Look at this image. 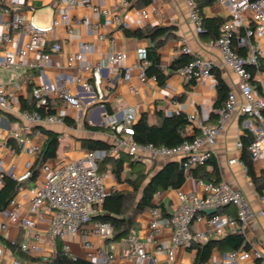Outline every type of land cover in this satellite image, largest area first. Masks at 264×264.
I'll use <instances>...</instances> for the list:
<instances>
[{"label":"crops","instance_id":"crops-1","mask_svg":"<svg viewBox=\"0 0 264 264\" xmlns=\"http://www.w3.org/2000/svg\"><path fill=\"white\" fill-rule=\"evenodd\" d=\"M123 1L78 0L77 5L69 8L74 22L82 20L85 16H93V13L84 6L86 2L108 9L110 11L108 16L105 14L98 17L93 16L94 21L100 22L99 32L104 35V39L100 40L95 31L81 24L74 26L73 34H68L65 25H59L47 35L44 48L48 49L49 44L59 42L62 45V50L60 53H51L50 61L45 67L24 66L18 72L0 68V84H5L7 90L15 93L18 99V105L13 110L0 108V165L3 168L2 173L14 175L15 179L23 183L16 197L17 208L22 215H30L36 221L35 227L27 228L21 225L19 220L9 217V212L14 206L9 205L6 210L0 211V250L4 252L6 263L22 260L28 264H52L58 255L61 243L63 252L64 247L69 246L67 255L83 258L94 264H141L137 260L129 259L132 244L128 238L113 240L112 237L103 240L95 234L94 223L89 222L82 227L77 235H69L65 240L53 239L49 231L52 213L46 209H42L39 214L30 213V190L36 183L43 180L44 175L40 168L37 176L31 178L32 170L38 166L37 156L23 152L18 142L11 137V133L22 126L23 120L19 115V108L21 109V105L24 103L30 105L34 102L32 96L34 87L43 82H48L54 88L70 86L82 102L80 109H68V116L63 122L37 125L28 134L29 142L37 143L41 147L47 139L44 129L61 134L57 158L51 162L80 157L88 149L83 147V139H100L110 144L112 131L108 128V123L114 118L123 119L126 110L130 107L137 108L138 119L142 114H147L151 124L160 121L158 113L171 115L178 109L186 115L195 114L205 123L214 125L218 119L216 79L212 81L188 79L172 69L173 61L180 56L181 49L185 45H189L198 57L210 61L228 84L230 91H235L239 99H242L239 93V76L230 67L224 65L220 49L203 40L195 23L191 20L192 8L199 0H125L127 5ZM65 6L63 0H0L1 35L5 33L4 25L11 20L14 13H20L25 21V24L20 28L12 30L11 42L6 43L0 38V52L2 54L7 51L15 53L20 46L28 41L27 22L31 17L39 25L49 26ZM144 10L147 11V14H143ZM203 12L206 17L222 19L231 17L230 8L216 1L204 7ZM123 23H127L129 26L124 27ZM155 27H168L169 31L156 40L135 35L137 31ZM83 43L94 45L90 51L83 54V59L92 65V71L84 74L85 80L93 88L91 91L86 90L79 83L71 82L72 77L76 74V69L69 66L68 56L78 52ZM143 46L146 48L156 46L161 66L166 73H171L164 86H160L157 80L152 79L153 77L143 80L138 67L132 70L130 80L124 79L125 68L137 62L136 50ZM119 51L126 54V58L122 62L114 64L107 60L111 52ZM38 58L37 53H31L28 56V61L37 62ZM262 58L264 67V57ZM99 66L102 67V70L100 83L97 86L94 69ZM253 84L256 93L264 96V70L255 74ZM131 86L137 88L138 92H133ZM174 101L177 102V105ZM50 104L51 109L56 111V108L63 103L61 100L53 98ZM258 126L259 123L256 119L250 116L236 114L231 117L216 140L213 159L218 164L221 181L241 190L255 213L247 225L245 236L247 241L251 247L264 249V218L261 215V210L264 209V200L256 190L245 166L240 163L243 162L244 149L237 147V143L241 141V137L245 133H250L254 137L252 127L257 128ZM187 134L193 137L194 133ZM138 159L143 160L147 168L154 166L156 169H159L167 161L175 160ZM147 160L150 161V165ZM253 163L256 171L260 173L264 169V154L260 161ZM124 167L121 179L109 170L108 172L114 177L109 178L107 183L110 185L116 181L118 190H131L128 183L124 181L129 169L128 163H125ZM193 169L195 167L189 171L187 180L181 187L183 192L189 194L200 193L197 180L210 181L206 178H195L192 175ZM207 169H211L210 164L207 165ZM2 173H0V189ZM122 180L123 183H121ZM177 201L175 189H169L155 196V202L161 203L167 213L173 211ZM100 212L101 206L96 208L93 216ZM217 213L235 216L236 208L226 206L219 209ZM150 219L148 210L138 214L135 219L136 226L131 235L138 236L153 252L155 248L146 238ZM2 226H6V228L3 229ZM194 230L206 231L207 227L201 223L194 225ZM168 236L169 231H164L159 238L169 241ZM13 242H17L18 245H13ZM24 243L38 244L40 249L35 252H25L19 246ZM86 243L92 244V247H87ZM101 250H104L105 256L101 255ZM221 255L222 253L217 250L213 253V257L216 258ZM195 256V248L179 249L177 263L193 264ZM158 257L162 263L166 262V257L160 255Z\"/></svg>","mask_w":264,"mask_h":264},{"label":"built area","instance_id":"built-area-1","mask_svg":"<svg viewBox=\"0 0 264 264\" xmlns=\"http://www.w3.org/2000/svg\"><path fill=\"white\" fill-rule=\"evenodd\" d=\"M215 1L227 5L231 10V17L223 24L221 36L210 41L209 44L220 49L224 65L230 67L239 76V93L242 99H239L235 91H230L225 103L216 109L218 119L214 125L205 123L195 114H188L187 119L190 124L186 128V132L194 133L193 139L184 140L174 147L137 142L133 137V125L138 119V111L136 107H130L126 110L123 119L114 118L108 123V128L112 131V142L109 148L87 149L78 158L59 162L49 161L43 164L41 169L44 178L30 190V213L39 214L42 209L52 213L49 231L53 239L65 240L69 235H77L85 224L93 221L92 217L96 208L100 207L109 195L118 191L116 181L110 185L107 183L109 178L114 177L113 174L110 172L101 173L99 169V163L107 157H116L121 153H127L135 158L175 159L182 163L185 170L190 171L213 158L214 145L218 136L223 132L226 122L236 114H243L256 119L259 123L257 128L252 127L254 139L247 149L252 162L261 160L264 154V96L256 93L253 84L254 76L248 66H258L259 60L264 57V0ZM63 2L66 6L54 18L51 25H39L32 17L28 20V41L20 46L15 53L7 51L2 54L0 52V68L18 72L24 66L45 67L50 61L51 53H60L62 50V45L59 42L49 44L48 49L44 48L47 35L59 25H65L68 34H73L74 26L81 24L95 31L100 40L105 38L99 32L100 22L94 21L93 16L98 17L101 14L108 16L110 14L108 9L86 2L84 6L93 13V16H85L82 20L74 22L69 8L77 5L78 0H63ZM123 2L128 4L125 0ZM143 14H147V11L144 10ZM191 20L195 23L197 31L200 32L202 29L201 17L195 6L191 11ZM23 24L25 21L22 15L14 13L11 20L4 25L5 33L3 35L0 33V38L6 43L11 42L12 30L20 28ZM123 25L124 27L129 26L127 23H123ZM240 30H243L244 33L240 34ZM235 34L237 44L248 49L245 56L239 55L233 45ZM93 46L91 43H83L78 52L68 56L69 66L76 69V74L72 77L71 82L79 83L89 91L93 88L85 80L84 74L92 71V65L83 59V54L90 51ZM31 53L38 54L37 62L28 61V56ZM181 53L193 56L192 60L177 70L181 76L209 81L215 79V74L212 72L214 65L210 61L198 57L189 45L182 47ZM136 55L137 62L125 68L123 77L130 80L132 70L138 67L141 70L140 77L147 80L146 68L150 64L147 48L139 47L136 50ZM125 58L126 54L119 51L111 52L107 60L115 64L122 62ZM101 70V66L94 69L97 86L100 83ZM152 79L156 80L155 77ZM131 90L135 93L138 92L134 86H131ZM32 96L37 107H44L47 110L51 109L50 102L53 98H57L63 103L52 114H43L37 109L22 110L19 108L23 124L18 130L11 133V137L18 142L23 152L37 156L42 147L37 143H30L28 134L37 125L63 122L68 116V109H80L82 102L70 86L54 88L48 82L34 87ZM174 103L177 105L176 101ZM17 105V95L8 91L5 84H0V108L13 110ZM179 112L176 109L175 113ZM237 147L243 148L241 141L237 143ZM240 163L245 166L243 162ZM2 172L3 168L0 165V173ZM11 176L15 178L14 175ZM197 184L200 187V193L189 194L181 189L176 190L178 201L169 214L163 215L159 208L149 210L151 219L146 238L155 250L151 252L138 236L131 235L128 238L132 244L130 260H137L141 264H178L179 249H193L197 243H206L211 238L220 239L230 232H238L246 236L248 222L255 213L243 192L233 188L225 181L214 183L199 179ZM261 198L264 200V191ZM10 205L14 206L9 212L11 219L19 220L24 227H35V218L30 215H22L17 208L16 198L11 201ZM226 206H234L236 215L217 213L219 209ZM208 209H216V211L207 214L205 211ZM261 215L264 218V209L261 210ZM201 223L206 225L207 230L195 231L194 225ZM2 228L5 229L6 226H2ZM164 231H169V241L159 238ZM94 232L103 240L111 239L115 235L113 225L103 221L94 222ZM12 244L18 245L17 242ZM19 246L25 252H35L40 249L38 244L24 243ZM86 246L92 247V244L86 243ZM68 251L69 246L66 245L64 252L68 254ZM100 253L103 256L106 254L104 250H101ZM159 255L166 257L165 263L160 261ZM4 256V252L0 250V264H28L22 260L6 263ZM204 264H264V249L251 247L249 250H234L224 253L218 258L212 256Z\"/></svg>","mask_w":264,"mask_h":264},{"label":"trees","instance_id":"trees-1","mask_svg":"<svg viewBox=\"0 0 264 264\" xmlns=\"http://www.w3.org/2000/svg\"><path fill=\"white\" fill-rule=\"evenodd\" d=\"M214 2L215 0H199L195 4V9L199 12L201 17L202 29L199 32L200 36L203 40L208 42L216 40L221 36L222 26L227 21V19L206 17L204 15L203 8ZM168 31V27L146 28L137 31L135 35L139 37H150L152 40H156L165 35ZM243 33V30H241L240 34ZM233 45L239 55L245 56L247 54V47L237 44L236 34L233 37ZM147 52L150 64L146 68V74L148 77H155L158 84L164 86L171 73H166L161 66V59L156 46L147 48ZM192 59L193 56L181 53L180 56L173 61V71H177ZM262 62L263 58L259 60L258 66H248L253 76H255L258 71L264 70ZM212 72L215 74L216 79V89L218 92L216 107L218 108L225 103L230 88L215 67H213ZM21 109H37L43 114L55 113L53 109L47 110L44 107H37L34 102L30 105L26 103L22 104ZM158 115L160 117L158 123L151 124L147 114H142L134 123L133 137L137 142L143 144L152 143L156 146L174 147L184 140L193 139V137L186 132V128L190 123L185 113L179 112L172 115L158 113ZM96 129L97 127L95 130ZM44 132L47 134V139L37 155L38 166L32 170L31 178L37 176L43 164L57 158L61 134L46 129H44ZM253 139L254 137L250 133H245L241 137L244 149L242 161L246 167L247 173L252 178L256 190L262 194L264 191V169L260 171V173L256 171L255 165L247 150V146ZM82 145L88 149H107L110 147L108 142L100 139H83ZM125 163L129 165L125 181L131 187V190H118L109 195L101 205V212L92 217L95 221L109 222L113 225L115 231V235L112 238L113 240L129 238L132 230L135 229L136 226V216L144 211L159 208L163 215L169 214L161 203L155 202V196L169 189H181L189 175V171L185 170L182 163L178 160L167 161L159 169H156L154 166L147 168L143 160L134 158L125 153H121L116 157L105 158L99 163V169L101 173H106L110 170L121 179L122 173L125 170ZM209 164L211 169H207V165ZM192 175L195 178H206L214 183L221 181L218 164L213 158L206 163L196 166L195 169L192 170ZM1 179L0 211H4L8 208L11 201L17 197L23 183L5 173L2 175ZM59 246L58 255L54 258L52 264H93L89 260L74 258L67 255L61 249V243ZM194 248L196 250V256L193 264H204L211 259L215 250L224 254L234 250H249L251 245L244 234L230 232L220 239L211 238L206 243H197L194 245Z\"/></svg>","mask_w":264,"mask_h":264},{"label":"water","instance_id":"water-1","mask_svg":"<svg viewBox=\"0 0 264 264\" xmlns=\"http://www.w3.org/2000/svg\"><path fill=\"white\" fill-rule=\"evenodd\" d=\"M158 172V171H157ZM156 172V173H157ZM152 176H154V175H152ZM152 178V177H151ZM216 211V209H208L207 211H205V213H207V214H212V213H214Z\"/></svg>","mask_w":264,"mask_h":264},{"label":"rangeland","instance_id":"rangeland-1","mask_svg":"<svg viewBox=\"0 0 264 264\" xmlns=\"http://www.w3.org/2000/svg\"><path fill=\"white\" fill-rule=\"evenodd\" d=\"M147 162L150 165V161L147 160ZM124 181H125V179H124ZM121 183H123V180L121 181ZM91 223H94V222L92 221Z\"/></svg>","mask_w":264,"mask_h":264}]
</instances>
